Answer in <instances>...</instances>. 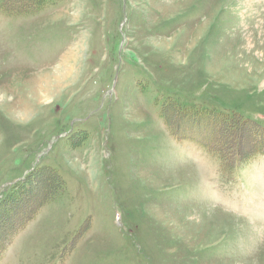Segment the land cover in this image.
<instances>
[{
  "label": "rangeland",
  "instance_id": "374dc122",
  "mask_svg": "<svg viewBox=\"0 0 264 264\" xmlns=\"http://www.w3.org/2000/svg\"><path fill=\"white\" fill-rule=\"evenodd\" d=\"M0 264H264V0H0Z\"/></svg>",
  "mask_w": 264,
  "mask_h": 264
}]
</instances>
